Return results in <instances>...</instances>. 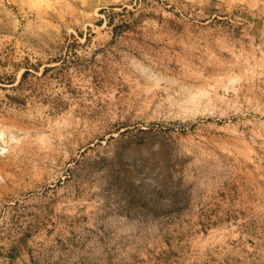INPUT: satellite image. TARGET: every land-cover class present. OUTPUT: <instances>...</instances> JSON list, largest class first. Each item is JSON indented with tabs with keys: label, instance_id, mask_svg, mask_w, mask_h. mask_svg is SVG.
I'll return each mask as SVG.
<instances>
[{
	"label": "rangeland",
	"instance_id": "1",
	"mask_svg": "<svg viewBox=\"0 0 264 264\" xmlns=\"http://www.w3.org/2000/svg\"><path fill=\"white\" fill-rule=\"evenodd\" d=\"M0 264H264V0H0Z\"/></svg>",
	"mask_w": 264,
	"mask_h": 264
},
{
	"label": "bare ground",
	"instance_id": "2",
	"mask_svg": "<svg viewBox=\"0 0 264 264\" xmlns=\"http://www.w3.org/2000/svg\"><path fill=\"white\" fill-rule=\"evenodd\" d=\"M7 180V179H6Z\"/></svg>",
	"mask_w": 264,
	"mask_h": 264
}]
</instances>
